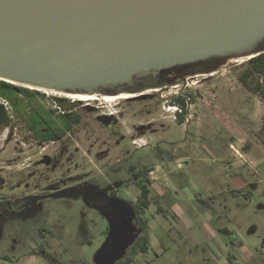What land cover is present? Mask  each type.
Instances as JSON below:
<instances>
[{"label":"rangeland","instance_id":"obj_1","mask_svg":"<svg viewBox=\"0 0 264 264\" xmlns=\"http://www.w3.org/2000/svg\"><path fill=\"white\" fill-rule=\"evenodd\" d=\"M235 61L144 99L82 102L80 123L56 142L31 131L27 112L0 107L1 144L14 130L0 161L31 167L28 207L1 222L9 262L0 264H114L118 235L133 230L126 206L140 196L133 182L143 169L164 213L152 204L142 215L151 243L135 264H264V99L239 81L247 60ZM189 93L180 122L172 100ZM55 96L68 98L40 91L37 102L57 119ZM42 218L43 239L34 230Z\"/></svg>","mask_w":264,"mask_h":264},{"label":"water","instance_id":"obj_2","mask_svg":"<svg viewBox=\"0 0 264 264\" xmlns=\"http://www.w3.org/2000/svg\"><path fill=\"white\" fill-rule=\"evenodd\" d=\"M262 53L264 0H0V80L33 90L137 94Z\"/></svg>","mask_w":264,"mask_h":264},{"label":"trees","instance_id":"obj_3","mask_svg":"<svg viewBox=\"0 0 264 264\" xmlns=\"http://www.w3.org/2000/svg\"><path fill=\"white\" fill-rule=\"evenodd\" d=\"M244 65L246 70L239 77L240 83L253 94L264 99V53L245 61ZM177 79V77H174L170 81L159 84L158 86L177 85L179 83ZM158 86L156 85L153 87ZM145 89H149V87L147 86ZM107 92L108 90L103 93ZM39 93L40 91L38 90H32L27 87L10 84L0 80V97L12 104L16 116L22 115L21 113L24 111L27 112L28 116L26 117V121L41 139L58 141L71 131L74 125L80 123L81 117L75 109L82 105V101H71L69 98L55 96L53 98L55 104H57L60 110L64 111V113L60 114L56 119L50 111L37 102ZM187 95L189 98L191 97L189 102L192 101V94L189 93ZM42 97H44V95ZM127 101L130 100L128 99ZM23 102L25 104H23ZM172 103L182 108V112L177 113V117L180 122H183L187 112V98L183 95H178L173 98ZM26 109L28 110L26 111ZM109 118L111 117L109 116ZM135 170V167L130 168L131 172ZM151 172V169H143L141 177L133 182L140 188V196L137 202L128 203L126 206V211L129 210L130 216L133 219V230L130 236L125 239L122 235H118L119 238L112 247L114 264H135V259L139 255L147 253L150 249L151 238L149 227L142 215L152 204H156L158 206V211L164 213L157 197L152 196L153 182L150 178ZM121 202L124 203L123 201Z\"/></svg>","mask_w":264,"mask_h":264},{"label":"flooded vegetation","instance_id":"obj_4","mask_svg":"<svg viewBox=\"0 0 264 264\" xmlns=\"http://www.w3.org/2000/svg\"><path fill=\"white\" fill-rule=\"evenodd\" d=\"M204 70L206 69L201 68V67H196L195 69H189L187 74H194L196 72H204ZM181 76L183 75L177 72L172 73L171 75L152 74L151 76H149L148 79H144L140 81L138 84H136V87L139 89L138 95L148 94L149 96H151L153 94L145 92L146 90H148V89H145L147 88V86L149 87V89L156 88L153 86H156V85L158 86L159 84L170 81L174 77L180 78ZM154 95H159V94L157 93ZM3 100L5 99L0 97V107H4V109L7 110L5 106L3 105V103L1 102ZM5 101L8 102L7 100ZM8 104L11 107V109H13L12 104L10 102H8ZM29 126H30L31 131L35 132L36 134V131L32 129L30 124ZM1 132L2 130L0 126V134ZM13 136H14V130L12 129L8 134L9 138L5 142L1 144V139H0V153L1 154L7 151L8 146L13 140ZM47 141L56 142L54 140H43V142H47ZM17 162L18 160H15V158L14 159L9 158V160L7 161H0V226H1V222L3 221V219H6V221H9L12 217L17 216V215L19 216L26 209V207H28V203H29L28 196H25L24 194L30 189V184L28 180H26V178L29 176V179H30L31 177L30 174H27L28 169H30L31 167L29 166L28 168L26 167L20 170L18 169L16 170L15 164ZM47 163H50V162H47ZM8 169H11V170H8ZM21 188H23V192L17 193V190H20ZM38 199L39 198H36L37 201ZM46 223H47L46 218H42L34 227L36 234L42 239L44 238L43 233L45 230L44 228L46 226ZM0 261L9 262V260L6 258H0Z\"/></svg>","mask_w":264,"mask_h":264},{"label":"bare ground","instance_id":"obj_5","mask_svg":"<svg viewBox=\"0 0 264 264\" xmlns=\"http://www.w3.org/2000/svg\"><path fill=\"white\" fill-rule=\"evenodd\" d=\"M41 92L49 93V94H55V95L57 94L59 96H64V97H68V98L75 99V100H81L82 102H90V101H96V100L101 99L105 103H108V102L116 101V100H128V99L133 97V95L127 94V93H124V94H121L118 96H104V97L91 96L90 97V96H80V95L59 94V93L43 91V90Z\"/></svg>","mask_w":264,"mask_h":264},{"label":"built area","instance_id":"obj_6","mask_svg":"<svg viewBox=\"0 0 264 264\" xmlns=\"http://www.w3.org/2000/svg\"><path fill=\"white\" fill-rule=\"evenodd\" d=\"M187 87H190V83H186V86H185V88H187ZM171 88H173V89H179V84H177V85H174V86H171ZM177 93V92H176ZM71 99V98H70ZM75 99H71V101H74ZM2 103H3V105L5 106V108L6 109H8V106H9V104H8V102H6L5 100H3L2 101ZM187 104L188 105H190L191 103L189 102V98H187ZM56 105V104H55ZM56 107V106H55ZM174 110L176 111V115H177V113H181L182 112V108L180 107V106H178V105H174ZM60 109V108H59ZM169 110H171V109H169Z\"/></svg>","mask_w":264,"mask_h":264},{"label":"crops","instance_id":"obj_7","mask_svg":"<svg viewBox=\"0 0 264 264\" xmlns=\"http://www.w3.org/2000/svg\"><path fill=\"white\" fill-rule=\"evenodd\" d=\"M152 172H153V171H152ZM152 172H151V173H152ZM175 216L177 217V215H176V214H175Z\"/></svg>","mask_w":264,"mask_h":264}]
</instances>
